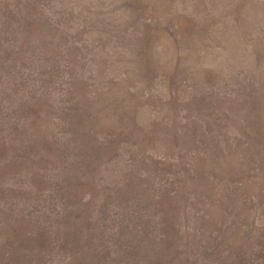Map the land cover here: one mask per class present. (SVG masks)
<instances>
[{"label": "rangeland", "instance_id": "1", "mask_svg": "<svg viewBox=\"0 0 264 264\" xmlns=\"http://www.w3.org/2000/svg\"><path fill=\"white\" fill-rule=\"evenodd\" d=\"M0 264H264V0H0Z\"/></svg>", "mask_w": 264, "mask_h": 264}]
</instances>
